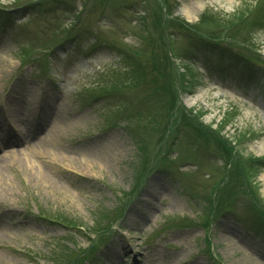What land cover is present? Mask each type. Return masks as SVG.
Listing matches in <instances>:
<instances>
[{"label": "rangeland", "instance_id": "obj_1", "mask_svg": "<svg viewBox=\"0 0 264 264\" xmlns=\"http://www.w3.org/2000/svg\"><path fill=\"white\" fill-rule=\"evenodd\" d=\"M26 139L0 264H264V0H0Z\"/></svg>", "mask_w": 264, "mask_h": 264}, {"label": "bare ground", "instance_id": "obj_2", "mask_svg": "<svg viewBox=\"0 0 264 264\" xmlns=\"http://www.w3.org/2000/svg\"><path fill=\"white\" fill-rule=\"evenodd\" d=\"M187 13H189V10L186 9ZM60 119V117H59ZM61 120V119H60ZM51 129V128H50ZM50 129H46L47 131H45L43 134H44V137L43 139L44 140H48V139H51V136H52V132ZM50 130V131H49ZM15 146H19L23 149H26V148H30V145H29V139H26L25 141L24 140H16L14 142H10L9 144V150L8 151H5L3 152L2 155H0V166L2 164H4L5 162H7L10 158L16 156V155H20L21 153H24V151L22 152V150H15L14 147ZM17 161H19L18 158H16ZM20 162V161H19ZM30 163V162H28ZM30 165V164H29ZM40 176V175H39Z\"/></svg>", "mask_w": 264, "mask_h": 264}, {"label": "trees", "instance_id": "obj_3", "mask_svg": "<svg viewBox=\"0 0 264 264\" xmlns=\"http://www.w3.org/2000/svg\"><path fill=\"white\" fill-rule=\"evenodd\" d=\"M76 261H77V260H75V261L73 260V262H74L73 264H76ZM77 264H78V262H77Z\"/></svg>", "mask_w": 264, "mask_h": 264}]
</instances>
